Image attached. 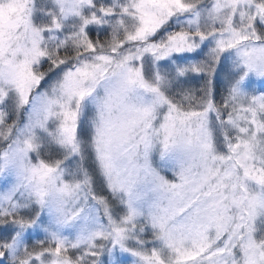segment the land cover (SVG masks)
<instances>
[{"label":"snow or ice","instance_id":"obj_1","mask_svg":"<svg viewBox=\"0 0 264 264\" xmlns=\"http://www.w3.org/2000/svg\"><path fill=\"white\" fill-rule=\"evenodd\" d=\"M0 264H264V0H0Z\"/></svg>","mask_w":264,"mask_h":264}]
</instances>
